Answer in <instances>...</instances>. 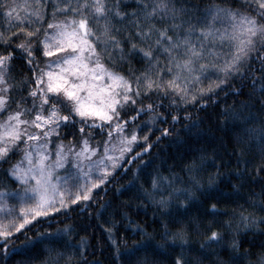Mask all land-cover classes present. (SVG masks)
Listing matches in <instances>:
<instances>
[{
    "label": "snow or ice",
    "instance_id": "obj_1",
    "mask_svg": "<svg viewBox=\"0 0 264 264\" xmlns=\"http://www.w3.org/2000/svg\"><path fill=\"white\" fill-rule=\"evenodd\" d=\"M128 3L136 6L122 11ZM0 29V216L10 217L0 220V251L19 254L17 264H86L81 259L88 251L84 238L77 245L70 239L60 243L63 237L57 233L71 232V224L44 229L43 222L94 204V193L121 166L123 175L131 169L132 176L119 190L141 179L138 194L166 219L149 232L129 218L119 238L115 226L106 227L112 264H149L150 251L185 247L186 225L172 210L185 208L204 187L200 174L208 149L201 121L190 112L181 115L182 106L206 108L209 101L203 97L218 104L216 93L228 88L229 81L240 82V88L228 92L235 95L249 77L253 91L264 93V0H213L203 7L197 0H0ZM14 57L30 69L19 81L9 75ZM133 60L142 62L139 68ZM205 79L208 84L200 86ZM253 100L264 108V97ZM241 104L240 110L221 106V122L234 139L243 141L247 134L249 144L264 146V119L256 128L249 126L256 105ZM145 112L148 116L139 121ZM129 124L134 125L130 134ZM144 127L148 131L141 136L138 131ZM97 129L102 140L93 144ZM59 136L67 139L56 140L53 149ZM161 139L186 145L182 163L173 156L166 168L167 157L153 164L156 154L149 153ZM139 143L144 146L134 151ZM133 161H139L136 168ZM236 163L249 160L237 156ZM257 171L264 172V163ZM240 174L239 168L231 173ZM222 177L219 170L209 173L208 183ZM10 201L20 203L15 216L16 204ZM107 207L102 201L96 215L103 216ZM17 216L22 218L17 221ZM257 220L264 222V217L241 214L238 224L247 229ZM169 224L179 227L170 229ZM221 235L213 229L201 248L218 243ZM70 246L79 248L80 256L69 253ZM228 247L236 248L238 242ZM87 264L100 262L97 258ZM173 264H185L183 256L177 255Z\"/></svg>",
    "mask_w": 264,
    "mask_h": 264
},
{
    "label": "trees",
    "instance_id": "obj_2",
    "mask_svg": "<svg viewBox=\"0 0 264 264\" xmlns=\"http://www.w3.org/2000/svg\"><path fill=\"white\" fill-rule=\"evenodd\" d=\"M197 2L203 7L213 2V0H197ZM216 2H222V0H216ZM135 6L133 3L124 4L121 10ZM121 23L125 22L121 21ZM17 39H21V37ZM15 42L13 41V43ZM10 63L9 75L11 81H19L21 76L30 75V69L24 65L22 59L14 57ZM132 63L139 68L142 62L133 60ZM124 67L127 68V64ZM260 83L259 80L256 81L257 85ZM207 84L208 79H205L200 86H206ZM240 87L239 80L229 81L228 88H221L216 93L219 99L218 104L212 101L211 97H203L209 101L206 108L197 109L196 107L182 106L181 115H183V112H190L192 118L201 121L199 127L206 133L208 151L205 155L208 158V163H206L200 174L204 187L194 193V198L188 202L185 208L180 210L173 208L172 210V215L180 217L186 225L184 229L187 241L185 247L181 248L177 244L176 247L160 248L155 252L150 251L148 253L149 264H173V260L177 255L183 256L185 264H248L249 261H252V264H260V254L264 253V222L257 220L256 223H251L250 221V227L246 229L242 223L238 224V221L241 214H246L250 218L264 217V206H262L264 205V172L257 171V166L264 163V154H262L264 146L257 143L249 144L247 134L244 135L243 141L234 139L228 126L221 122L223 116L219 111L221 106H231L235 110H240L242 107L241 102H247L249 105L255 104L256 106L251 108L255 118L247 123L253 128L260 125V121L264 119V108H260L253 97H264V93L253 91V84L251 77H249L248 82L243 84L242 91L237 92L235 95L228 94L230 89ZM245 93H251V95ZM196 103L199 104V100ZM243 111L246 113L249 108L244 107ZM147 116L148 113L145 112L139 117V121L145 120ZM183 123L184 121L181 120V124ZM156 124L162 126L159 120L156 121ZM132 127H134L133 124L128 125L129 134ZM173 127H178V125ZM146 131H148V128L144 127L138 131V134L142 136ZM96 132L97 135L91 138L93 144L98 139L102 140L99 129ZM155 135L156 133L153 132L152 137H155ZM172 135H176V133L173 131ZM179 135L184 137V133ZM61 139L66 140L67 137H56L52 141V145H55L56 140ZM143 146V143H139L133 150L139 151ZM185 146L179 141L161 139L153 144L152 152L149 155L156 154L153 164H157L162 158L167 157L168 159L165 161L166 168L173 163V156L179 163L183 162L180 160V154ZM233 148L239 149V153L233 152ZM100 149L102 155V143ZM237 156L241 160L248 159L249 163L238 165L236 163ZM144 159H146L145 156L140 157V160ZM222 160L226 162L220 164L219 169H217V164ZM125 163H128V161H125ZM138 163L139 161H133L132 168H136ZM148 167L151 168L152 165H148ZM238 168L241 169L242 174L231 175ZM218 170L223 174V177L215 184L210 185L208 183L209 173H215ZM127 171L128 174L123 175V166H121V172L116 173L107 186H101L100 191L94 193V204L90 203L87 207L80 205L76 208H70L62 211L59 217L51 215L43 222L44 229H59L66 223L71 224L73 229L71 232L66 235L58 232L57 235L63 237L60 241L61 244L64 243V240L70 239L71 245H77L84 238L88 251L83 254L81 259H85L86 264L87 261H94L97 258L100 264H112L113 249L108 247L106 243L107 233L104 231L106 227L115 226L116 235L119 238L124 228L129 226L127 223L129 218L134 223L145 225L149 232L154 228H158L159 222L166 219L160 215V209L155 205H150L138 194L137 185L142 183L141 179L138 178L135 184L125 190H119V186L129 181L132 176L131 169ZM9 186L15 187V184L9 182ZM253 193L256 195L253 196ZM102 201L108 202V207L104 210L103 216H97L96 209L100 207ZM10 203L16 204L13 212L15 216L19 212L20 203L17 201H10ZM212 204L216 205L215 209L210 207ZM122 213L123 215H121ZM9 218L6 215L0 216V220ZM16 218L18 221L22 217L17 216ZM106 221L114 222V224L106 223ZM168 227L174 229L179 225L169 224ZM213 229L221 232V240L216 244H206L201 248L204 237ZM138 235L139 233H137ZM169 235H171V232ZM155 239L160 240L161 237L156 236ZM234 240L238 242V247H228ZM100 248H103V252L99 250ZM68 252L80 256L79 248L70 246ZM20 258L19 254L13 255L11 252L5 254L0 251V264H17ZM73 259H75V256ZM125 264H128V262L125 261Z\"/></svg>",
    "mask_w": 264,
    "mask_h": 264
},
{
    "label": "rangeland",
    "instance_id": "obj_3",
    "mask_svg": "<svg viewBox=\"0 0 264 264\" xmlns=\"http://www.w3.org/2000/svg\"><path fill=\"white\" fill-rule=\"evenodd\" d=\"M52 146V148L54 149L55 148V145L53 144V145H51ZM54 158V157H53ZM26 204L28 203V202H25Z\"/></svg>",
    "mask_w": 264,
    "mask_h": 264
}]
</instances>
